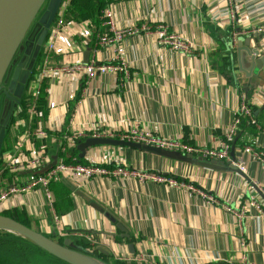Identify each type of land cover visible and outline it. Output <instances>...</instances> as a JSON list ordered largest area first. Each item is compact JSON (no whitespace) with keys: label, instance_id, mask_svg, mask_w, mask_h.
Masks as SVG:
<instances>
[{"label":"crops","instance_id":"0c3cea01","mask_svg":"<svg viewBox=\"0 0 264 264\" xmlns=\"http://www.w3.org/2000/svg\"><path fill=\"white\" fill-rule=\"evenodd\" d=\"M105 10L115 28L129 31L120 42L98 44L109 31L103 16L99 26L90 18L65 21L52 51L44 41L11 109L0 150V186L22 184L33 173L9 171L2 164L6 156L28 158L31 148L44 145L51 161L68 157L77 144L69 143L70 135L95 124L216 148L237 115L241 95L255 124L242 120L233 138L234 157L230 147L218 170L130 147H89L80 164H121L174 183L62 175L49 184L52 207L36 187L0 202V214H22L35 231L69 239L76 249V241H83V251L103 255L108 264H264V64L252 73L245 93L247 77L236 55L242 38L259 51L256 58L264 56V0H109L102 14ZM83 21L89 22L87 36ZM161 30L187 41L189 50L163 42ZM90 62L121 69L92 77L58 71ZM45 67L54 73L37 83L36 96V78ZM14 68L0 88V122L10 111ZM37 129L46 137L33 136ZM137 257L145 260L130 259Z\"/></svg>","mask_w":264,"mask_h":264},{"label":"water","instance_id":"95a60500","mask_svg":"<svg viewBox=\"0 0 264 264\" xmlns=\"http://www.w3.org/2000/svg\"><path fill=\"white\" fill-rule=\"evenodd\" d=\"M61 3L62 0H0V88L3 81L5 82L7 80L13 66L15 68L12 73V80L15 81L16 85L10 97V111L2 116L0 122V150L6 126L11 116V109L16 106L17 98L20 96L27 78L33 69L34 62L58 14ZM243 42L244 40L242 38L237 40L236 55L238 69L247 77V83L243 87V91L247 93L252 73H257L262 68L264 56L256 58L259 51L256 48L248 47ZM86 52L87 54L84 57L85 62H87L88 56V51ZM20 53L21 55L19 56ZM243 65L246 68H242ZM235 141L236 138L231 146V157H234ZM96 145L130 147L143 152L217 170L224 168L225 165L224 161L221 160L205 159L201 156L194 157L191 154L176 150H168L141 142L110 137H86L79 140L76 144L78 158H83L87 148ZM54 164L55 159L46 164L38 172L42 173L50 169ZM0 229L21 235L67 264H87L82 259V256L85 254L80 253V250L76 251L75 245L69 239H63L62 243H59L17 220L1 214ZM120 229L123 233H126L123 227H120ZM99 251L102 250L99 248ZM87 253L90 255H85L86 257L89 256L100 260L96 255L93 256L90 252ZM100 261L108 264L102 260Z\"/></svg>","mask_w":264,"mask_h":264},{"label":"built area","instance_id":"2783aa9c","mask_svg":"<svg viewBox=\"0 0 264 264\" xmlns=\"http://www.w3.org/2000/svg\"><path fill=\"white\" fill-rule=\"evenodd\" d=\"M71 0H62L60 5L58 14L54 20V24H52L51 28L49 29L47 38H46V47L48 51H52L55 49L56 40L60 36L61 28L63 25L66 24L64 20V13L67 10L68 5L70 4ZM104 18H108L105 23L109 28L110 34H104L99 37L98 44L100 46H106L109 44H113L115 42H120L123 37L127 35L129 31L121 30L115 28L113 21L109 16L108 10H105L102 14ZM80 28L82 30V35L87 36L89 29V22L83 21L79 23ZM159 35L163 42L170 43L173 48L181 49L183 51L189 50L190 44L177 38L176 36L166 35L163 30L159 31ZM118 69H121V66L112 65V64H96L94 62L90 63H77L73 66H64L58 69V71H65L71 72L73 70H78L83 72L84 74L92 77L97 73H106V72H113ZM52 70L49 67H45L36 78V84L41 83L43 78L50 77ZM38 87L35 89L34 94L37 96L40 94L39 84ZM30 114L34 113L33 109L29 110ZM246 118L251 124H255V119L252 114V109L247 101V98L244 95L240 97V103L238 106L237 115L234 118L233 122L227 127L224 138L219 142L218 147L213 148H205L199 146H192L190 144L173 141V140H166L161 139L149 132H140L136 129H131L126 132H113L111 130H105L100 125L95 124L94 126H89L86 128L87 130L76 131L73 132L70 137L68 138L70 144H74L77 139H84L86 137H110V138H117L121 140H128L134 142H141L147 145H152L168 150H176L182 153L191 154L194 157L201 156L205 159H214V160H225L228 159V153L233 141L235 134L237 133L238 126L242 122V120ZM33 136L37 137H46V132L37 129L34 131ZM45 146L43 145L39 150L34 148L30 149L29 157L22 158L20 155L10 154L6 156V159H3L2 164L6 169L9 171H32V176L26 180L24 183H11L7 187L0 186V202L7 200L9 197L20 194V193H27L33 190L36 187L42 189V194L44 197V202L47 206L52 207V203L54 201V197L52 191L49 188V184L51 181L56 180L62 175L71 176L74 179L79 178H95V177H114L116 175H124V176H132L139 178L141 180H145L147 178L159 181V182H167L168 184H173V180L163 177L158 174H154L151 172H140L132 169H127L121 164H117L114 168H108L105 166L104 163H89V164H80V163H67L65 162L63 157H56L55 164L48 170H45L42 173L38 171L43 168L46 164L51 161L50 155L46 153L44 149ZM65 148L62 147V150ZM239 169L244 171V166L238 164ZM35 173V174H34ZM1 173H0V181H1ZM182 185V184H181ZM190 189H194L192 186H186ZM262 196L264 197V191L262 190ZM53 219L56 220L57 216H53ZM135 259L137 261L145 260L143 257L137 258H130Z\"/></svg>","mask_w":264,"mask_h":264},{"label":"trees","instance_id":"16d2710c","mask_svg":"<svg viewBox=\"0 0 264 264\" xmlns=\"http://www.w3.org/2000/svg\"><path fill=\"white\" fill-rule=\"evenodd\" d=\"M107 1L109 0H92V3H88L87 0H71L67 10L64 13V20L82 21L86 18H90L95 24H97V26H99V22L101 20L100 17L102 16V9L105 7ZM105 34H110V32L108 31ZM227 63L228 62H224L223 66L225 67ZM79 140H82V138L78 139L76 142ZM68 154L69 156L64 158L65 162H83L82 159H78L76 147L70 149ZM73 157H75V159H72ZM1 215L11 217L33 229L27 217L22 214H18L16 212H3ZM48 237L56 240L59 243H62L63 241V238H55L54 236ZM76 242L79 244V250L83 251L81 248L85 246L83 241L77 240ZM0 253H6L8 256L15 259L14 262L7 264H67L66 262L46 252L39 246L33 244L31 241L27 240L21 235L4 230H0ZM91 255H96L97 258L107 263L103 255L99 254L98 256V253L96 252H93V254L91 253ZM116 264L121 263L116 262Z\"/></svg>","mask_w":264,"mask_h":264},{"label":"rangeland","instance_id":"374dc122","mask_svg":"<svg viewBox=\"0 0 264 264\" xmlns=\"http://www.w3.org/2000/svg\"><path fill=\"white\" fill-rule=\"evenodd\" d=\"M93 1H96V0H93ZM88 3H92V0H87ZM87 3V4H88ZM3 106L4 104H2V102H0V116H1V112L3 110ZM3 179V178H2ZM0 230H3V229H0ZM4 231H7V230H4ZM11 232V231H9ZM11 233H14V232H11ZM17 234V233H16ZM28 240V239H27ZM34 244V243H33ZM76 249V248H75ZM76 251H79V249H76ZM80 253L82 254H85V255H90L89 253L85 252V251H79ZM94 256V255H93ZM15 259L8 256L6 253H0V264H7V263H12L14 262Z\"/></svg>","mask_w":264,"mask_h":264},{"label":"bare ground","instance_id":"6f19581e","mask_svg":"<svg viewBox=\"0 0 264 264\" xmlns=\"http://www.w3.org/2000/svg\"><path fill=\"white\" fill-rule=\"evenodd\" d=\"M82 259L87 263V264H104L103 262H101L100 260L93 258V257H89V256H82Z\"/></svg>","mask_w":264,"mask_h":264},{"label":"flooded vegetation","instance_id":"af4514ba","mask_svg":"<svg viewBox=\"0 0 264 264\" xmlns=\"http://www.w3.org/2000/svg\"><path fill=\"white\" fill-rule=\"evenodd\" d=\"M4 137H5V135H4ZM4 137H3V140H4ZM3 140H2V144H3ZM1 147H2V145H1Z\"/></svg>","mask_w":264,"mask_h":264}]
</instances>
